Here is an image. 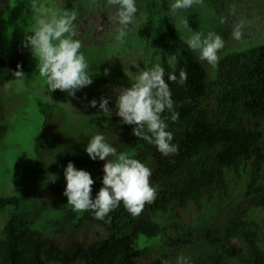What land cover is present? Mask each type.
Returning a JSON list of instances; mask_svg holds the SVG:
<instances>
[{"label":"trees","instance_id":"16d2710c","mask_svg":"<svg viewBox=\"0 0 264 264\" xmlns=\"http://www.w3.org/2000/svg\"><path fill=\"white\" fill-rule=\"evenodd\" d=\"M11 3L13 0H0V6ZM163 23L177 63L173 68L164 60L161 66L179 119L171 120L167 111L163 118L166 131L173 133L178 155L164 156L154 143L134 136L135 126L124 124L117 115L104 121L98 131L67 139L57 159L35 165L54 124L52 109L38 96H33V123L18 128L22 136L13 138V142L33 144L35 167L29 165L25 170V183L31 175L44 176L69 162L80 167L101 165L102 160H92L86 152L91 138L108 133L105 141L116 147L114 140L123 130L124 141L136 145L132 153H126L151 169L150 184L157 190L155 202L146 205L137 217L122 202L104 220L84 211L75 222L82 228L81 239L61 245L32 229L20 214L24 200L7 192L0 196V264H177L180 256L190 258V264H264V43L226 54L215 76L207 81L204 65L177 36L169 15ZM37 63L27 52L0 55V80L15 71H23L29 79L37 71ZM181 69L187 72L185 85L168 81L171 73L179 77ZM92 84L114 88L120 80L100 77ZM45 88L54 102L64 104L88 93V86L74 96L60 90L50 92L47 82ZM189 98V103H183ZM5 133L6 125H0V155L8 150L7 143L13 137L6 141ZM250 174L240 202L245 206L227 217L228 203L242 194L237 178ZM100 189L101 180L92 186L93 200ZM222 204L221 214L212 213ZM69 216L72 220V212Z\"/></svg>","mask_w":264,"mask_h":264},{"label":"rangeland","instance_id":"374dc122","mask_svg":"<svg viewBox=\"0 0 264 264\" xmlns=\"http://www.w3.org/2000/svg\"><path fill=\"white\" fill-rule=\"evenodd\" d=\"M39 2L51 11L61 14L65 10L76 13L74 25L78 35L75 38L82 42L83 47L80 51L84 53L89 63L93 83L100 77L120 80V84L114 88L91 84L85 97L66 104L56 103L50 98L45 88L46 78L41 77L38 70L29 79L16 80L12 73L0 80V125H6V141L13 136L7 143L8 150H4L3 155H0V196L10 192L7 195H17L23 199L20 214L30 222L32 229L52 237L63 245L73 238L81 239L82 228L76 227L75 222L83 214L74 211L64 195L67 186L66 167L55 169L44 176L31 175L29 181L23 183L22 176L29 165H33L35 152L30 142L28 144L13 142L14 137L22 136L17 133L20 128L33 123L36 113L33 96L42 98L54 113L52 134L49 135L46 147L41 153L40 162L35 164L41 166L62 155L61 146L67 139L82 133L98 131L104 121L117 116V95L135 83L139 71L150 70L157 63L162 65L164 60L167 62L169 55L175 54L171 38L163 23L166 15H169L177 36L186 45L187 38L194 32H202L205 36L209 32L221 35L225 41V47L219 53L221 60L230 52L264 43V0H202V3L179 10L175 14L170 9V4L174 0H136L138 13L134 23L126 29L127 35L123 37L119 35L120 26L116 21L118 7L108 6L107 0H39ZM31 4L32 0H13L8 7L0 6V55L6 56L16 51L33 54L30 47L24 46L25 35H32L31 32L36 27ZM237 24L243 26V36L240 40H235L232 36ZM188 48L196 60L204 65L207 81L212 79L218 64L215 67L209 65L207 61L200 60L198 52L192 51L189 46ZM106 69L107 75L104 74ZM102 97L109 100L108 113H103L99 108ZM92 100L97 101V107L90 106ZM107 135L109 134L104 133L103 136ZM124 137L125 131L122 130L121 135L114 140L115 148L118 153L126 151L132 153L136 145L124 141ZM105 161H101L102 166L105 165ZM101 165L74 166L78 170L89 172L95 182L101 180L102 188L105 173ZM12 174L17 178L11 177ZM250 178L251 174L237 178V185L242 194L236 195L228 203L227 208H230V211H227V217L236 215L238 209L245 206L240 202L243 203L242 195ZM224 205L213 209L212 213L221 214ZM71 212L72 220L69 216Z\"/></svg>","mask_w":264,"mask_h":264},{"label":"clouds","instance_id":"9594fccd","mask_svg":"<svg viewBox=\"0 0 264 264\" xmlns=\"http://www.w3.org/2000/svg\"><path fill=\"white\" fill-rule=\"evenodd\" d=\"M202 0H174L170 4L173 14L179 10L191 8ZM108 6L118 7L116 21L121 37L127 35L126 29L134 23L138 8L136 0H107ZM31 10L35 13L36 27L32 35H25V47H30L34 57L38 60L37 70L41 77L46 78L48 90H60L74 96L80 90L93 83L89 73V63L81 52L82 42L76 39L78 32L74 25L77 15L73 11L65 10L62 14L51 11L39 0H32ZM242 24H237L232 32L235 40L243 36ZM192 51L199 53L202 61L215 67L220 60V51L225 47V41L215 32L205 36L202 32H194L186 40ZM167 63L175 67V54L169 55ZM21 68V65H17ZM16 80L25 77L23 71H15ZM105 75L108 70H105ZM165 69L155 64L150 70H140L135 83L122 90L116 99L117 115L122 122L134 125L133 135L139 139L154 143L164 156L178 155L177 146L172 143L173 133L166 131L167 124L163 114L171 113V120L179 119V112L174 111V101L169 82H166ZM168 81L185 85L188 81L187 72L179 71L168 76ZM189 98L183 103H189ZM109 100L101 98L99 108L103 113L110 112ZM90 106L97 107V101L92 100ZM86 152L92 160L99 158L107 160L104 165L103 187L95 200L92 199V186L95 181L85 170H78L72 162L65 169L67 181L64 195L68 204L77 212L91 211L98 220L106 216L123 203L126 210L137 217L142 214L146 205L155 202L157 190L151 186V169L132 158L126 152L118 153L117 149L105 141L101 134L93 136L86 146ZM177 264H190V258L180 256Z\"/></svg>","mask_w":264,"mask_h":264}]
</instances>
